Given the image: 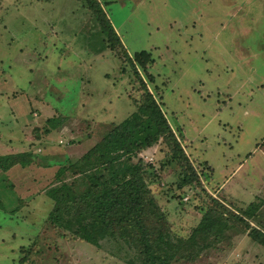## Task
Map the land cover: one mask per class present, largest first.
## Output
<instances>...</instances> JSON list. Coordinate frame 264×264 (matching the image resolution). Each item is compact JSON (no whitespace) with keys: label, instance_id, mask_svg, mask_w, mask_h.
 I'll list each match as a JSON object with an SVG mask.
<instances>
[{"label":"rangeland","instance_id":"obj_1","mask_svg":"<svg viewBox=\"0 0 264 264\" xmlns=\"http://www.w3.org/2000/svg\"><path fill=\"white\" fill-rule=\"evenodd\" d=\"M99 2L129 54L151 53L148 88L159 87L162 109L200 173L201 186L178 187V167L162 165L161 144L142 152L154 163L149 185L169 226L189 231L213 197L264 231V0ZM124 66L82 0H0V155L30 150L39 161L8 172L11 193L0 198L26 203L12 211L9 199L0 202V264L23 257L22 264H128L133 257L115 241L93 245L45 221L47 182L63 155L76 160L134 110L138 93ZM244 225L171 264H264V247Z\"/></svg>","mask_w":264,"mask_h":264},{"label":"trees","instance_id":"obj_2","mask_svg":"<svg viewBox=\"0 0 264 264\" xmlns=\"http://www.w3.org/2000/svg\"><path fill=\"white\" fill-rule=\"evenodd\" d=\"M82 3L99 25L105 46L125 65L122 70L129 73L138 97L134 110L113 123L81 156L74 161L65 157L56 166L44 189L51 199L45 221L62 230V235L69 233L93 245H98L101 239L115 241L120 249L131 251L133 257L128 259V264H171L180 257L193 258L209 248L224 230L240 223L245 224L243 230L248 231L249 237L264 247L261 228L252 227L245 215L234 213L213 197L212 205L189 231L178 232L169 226L149 185L150 177L156 176L154 163L147 162L142 152L161 144L166 155L162 165L178 167V187L201 186L200 173L162 109L159 87L148 88V83H154V76L148 70L153 62L151 53L140 50L129 54L99 0H82ZM47 122L51 127L55 124L53 118ZM37 157L30 150L0 155L3 184L0 197L7 190L10 192L7 187L12 186L8 176L11 167L18 166L27 172ZM43 162L45 166L49 164ZM3 199H9L12 211H18L26 203L25 199L9 195L2 196L0 202ZM24 258L19 264L25 262Z\"/></svg>","mask_w":264,"mask_h":264},{"label":"crops","instance_id":"obj_3","mask_svg":"<svg viewBox=\"0 0 264 264\" xmlns=\"http://www.w3.org/2000/svg\"><path fill=\"white\" fill-rule=\"evenodd\" d=\"M66 157V155H63V159Z\"/></svg>","mask_w":264,"mask_h":264}]
</instances>
